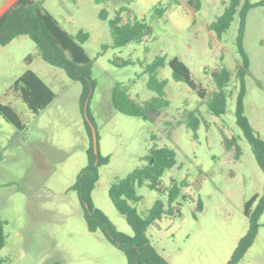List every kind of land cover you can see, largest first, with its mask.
<instances>
[{"label":"rangeland","instance_id":"obj_1","mask_svg":"<svg viewBox=\"0 0 264 264\" xmlns=\"http://www.w3.org/2000/svg\"><path fill=\"white\" fill-rule=\"evenodd\" d=\"M11 0H0V10ZM71 34L88 32L83 48L92 60L95 89L89 102L97 150L109 161L99 166L92 199L115 227L131 235L125 216L108 195L111 182L146 163L152 146L174 149L176 164L160 177L161 191L146 183L136 187L141 199L132 203L145 215L156 199L168 207L171 180L180 186L174 201L179 214L162 217L148 225L152 246L170 264H227L238 240L247 230L244 205L260 194L264 175L235 118L239 87L237 50L239 18L235 15L220 37L208 28L229 0H199L198 8L186 0H39ZM253 6L245 19L242 45L249 65L244 77V112L264 140V2ZM154 6L166 7L159 14ZM126 7L123 21L143 18L148 25L140 41L114 46L108 18ZM106 9L108 18L99 17ZM105 45V47H103ZM30 55L31 60L26 57ZM166 62L157 72L165 79L164 98L154 119L117 111L111 101L116 82L128 86L136 102L156 96L147 87L143 65L155 56ZM177 56L190 69L196 82L211 95L216 89L211 72L220 67L231 71L226 86L225 112L207 110L205 99L185 82L175 80L167 60ZM129 60L127 64H118ZM36 72L55 92L54 99L38 113L31 112L17 96L7 94L12 82L25 70ZM81 85L63 69L44 61L34 42L20 35L0 45V101L9 104L25 124L16 128L0 115V218L6 242L0 249L2 264H126L121 250L100 230L88 228L82 206L71 188L87 163V119L80 105ZM197 109L203 117L194 132L186 126L187 113ZM235 137L227 149L224 138ZM185 196V198H183ZM198 202L201 209H198ZM252 245L236 264H264V210Z\"/></svg>","mask_w":264,"mask_h":264},{"label":"trees","instance_id":"obj_2","mask_svg":"<svg viewBox=\"0 0 264 264\" xmlns=\"http://www.w3.org/2000/svg\"><path fill=\"white\" fill-rule=\"evenodd\" d=\"M193 4L194 0H189ZM264 2V0H263ZM194 5V4H193ZM198 8L199 5H194ZM253 6L250 0H229L222 12L208 24V28L218 37L225 32L235 15H238L239 26L236 38L237 50L240 61L237 68L239 87L235 101V118L238 127L249 142L252 153L264 175V140L252 127L244 112V96L246 93L244 77L248 70V57L242 45L246 14ZM159 14L166 7L154 6ZM126 7L116 9L114 15L108 18L106 9L99 11V17L108 18L109 31L114 46H123L131 41H140L148 33V25L143 18L133 17L123 21L122 12ZM20 35H27L35 44L41 58L47 63L64 70L66 75L81 85L80 105L84 109L87 118L84 126L89 136V144L86 149L87 163L80 170L76 181L71 188L75 190L82 206L83 218L92 231L100 230L107 240L121 250L126 258V264H170L150 243L146 234L149 224L158 220L164 213L169 215L179 214V208L174 201L180 193V186L171 180L168 188V207H165L161 199H156L145 215H141L136 207L131 204L141 199L136 187L146 183L150 189L161 191L160 177L166 169L176 164L175 151L172 148L152 146L144 156L146 163L132 169L123 177L115 178L108 189V195L114 206L124 214L132 229V234L119 231L106 214L95 206L92 199V190L99 178V166L108 163L109 156L94 152L92 133L89 122L91 114L89 102L95 89V80L91 76L92 60L83 48V43L88 39L86 31L78 30L71 34L61 27L56 18L42 5L39 0H11L0 11V45H6ZM105 47V45L103 46ZM28 61L31 56L26 57ZM129 60H122L118 64H127ZM166 56L157 55L143 65V72L148 74L147 87L156 92V96L144 101L142 104L131 98L128 86L120 82L114 83L111 90L113 107L127 115H137L148 118L146 110L158 109L168 104L164 98L165 79H158L157 72L165 64ZM175 80L185 82L194 89L201 99H205L207 110L215 115L225 112L227 102L226 86L231 78V71L223 66L211 72V77L217 89L209 95L201 83L196 82L188 66L177 56L167 60ZM7 94L19 97L33 113H38L45 108L55 97L52 88L33 70L25 69L9 86ZM0 115L18 129L25 127L19 114L9 104L0 101ZM197 109L187 113L186 126L194 132L202 120ZM227 149L235 146V155L238 157L240 150L235 137L224 138ZM185 198V196H183ZM198 209L201 203L198 202ZM264 210V182L262 192L254 194L245 202L244 214L248 220L246 232L238 240L227 264H236L244 256L248 248L254 242L258 229L259 217ZM4 221L0 218V249L6 242L3 230ZM3 259L0 256V264Z\"/></svg>","mask_w":264,"mask_h":264},{"label":"water","instance_id":"obj_3","mask_svg":"<svg viewBox=\"0 0 264 264\" xmlns=\"http://www.w3.org/2000/svg\"><path fill=\"white\" fill-rule=\"evenodd\" d=\"M158 110H146L145 111V115L150 118V119H154L156 114H157ZM85 116L87 118V115L85 113ZM88 119V118H87ZM90 124V127H91V133H92V143H93V148H94V152L96 153L97 152V144H96V133H95V130L92 126V124L89 122Z\"/></svg>","mask_w":264,"mask_h":264},{"label":"crops","instance_id":"obj_4","mask_svg":"<svg viewBox=\"0 0 264 264\" xmlns=\"http://www.w3.org/2000/svg\"><path fill=\"white\" fill-rule=\"evenodd\" d=\"M174 1H176V2H179V0H174ZM186 4H187V6H189V7H191V8H196L194 5H199V0H194V2H193V4H191L190 2H189V0H186ZM1 11V10H0ZM167 259V258H166ZM168 260V259H167ZM168 262H170L169 260H168ZM171 263V262H170Z\"/></svg>","mask_w":264,"mask_h":264}]
</instances>
